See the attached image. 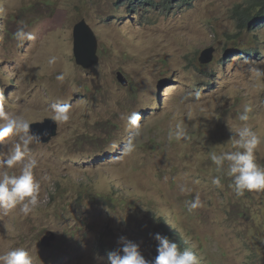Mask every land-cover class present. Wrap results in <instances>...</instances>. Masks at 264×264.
Segmentation results:
<instances>
[{
	"label": "rangeland",
	"instance_id": "374dc122",
	"mask_svg": "<svg viewBox=\"0 0 264 264\" xmlns=\"http://www.w3.org/2000/svg\"><path fill=\"white\" fill-rule=\"evenodd\" d=\"M130 1L0 0V105L31 125L51 119L53 103L72 105L50 142L30 145L40 203L27 216L18 209L0 214V253L23 247L34 264H108V253L126 237L152 261L154 234L165 236V226L177 233L181 250L183 240L194 246L201 264H264V189L238 196L229 177L211 183L222 174L209 148L230 150L228 125L241 123L246 105L264 166V57L227 58L226 51L242 0ZM82 20L99 42L100 61L89 70L73 53L74 26ZM22 24L34 39L15 38ZM256 35L264 41V30ZM210 47L212 62L200 64ZM136 55L141 66L130 60ZM51 56L55 65L47 62ZM119 71L129 84L117 81ZM134 111L140 135L125 156ZM177 122L187 140L169 138ZM182 185L192 191L182 193ZM197 195L201 206L189 212L184 202ZM46 236L49 248L42 246Z\"/></svg>",
	"mask_w": 264,
	"mask_h": 264
},
{
	"label": "clouds",
	"instance_id": "9594fccd",
	"mask_svg": "<svg viewBox=\"0 0 264 264\" xmlns=\"http://www.w3.org/2000/svg\"><path fill=\"white\" fill-rule=\"evenodd\" d=\"M136 1H140L141 5H144L151 0H131L130 4L133 5ZM182 1L186 2L188 0ZM251 3L252 0H242L240 8L246 9ZM150 4L154 6L153 2ZM233 20L236 22L237 36L233 44L226 49V51L230 50V54L227 58H232L234 54L240 53L243 59L257 58L258 60H262L264 57L262 51L264 41L260 36L256 35V32L264 30V28H254L253 30L250 28V26H252L250 24L255 22V24L264 25V20H253L251 23H247L244 26L238 22L237 15L236 17L233 15ZM91 29L97 38L93 28ZM14 36L18 41L34 39L33 35L25 30L23 24L14 33ZM208 49L213 48L210 47L204 51ZM204 51H202V53ZM97 55L100 61L99 47ZM200 58L199 63L202 65H207L212 62L211 59L210 62L204 64L201 63ZM130 60H134L139 66L143 63L141 57L138 55L131 56ZM226 60L227 59H223L222 61L225 63ZM47 62L49 65H55L57 57L51 56L48 58ZM81 68L84 69L83 67ZM117 76V81L121 85L130 83L123 72L119 71ZM120 78H122L125 83H123ZM56 79L58 81H63L64 75L59 74L56 76ZM198 95L199 94H197V97ZM71 108L72 105L70 104L53 103L51 105V119L54 122H65L69 120ZM250 111L251 108L249 106H244L242 112L237 116V119L241 123L235 129L227 124L233 135H231L230 139L225 142L224 145H229L230 150L217 152L214 150L216 146L209 148L210 160L216 166V171L222 174L214 176L211 183L215 186H220L222 177H229V187L238 196L246 191L264 189V166L260 165L256 158V151L261 143V138L257 132L253 130L252 126L247 123ZM140 119V113L135 111L127 117V125L131 130V135L128 137L127 142L121 150L122 155L126 156L135 151L136 145L134 140L140 135ZM172 135H174L177 140L188 139L182 122H177L175 124L169 138H171ZM39 139L40 137L32 131L31 124L27 119L22 115H10L5 111L4 107L0 105V145L7 148L6 152H0V214H7L12 210L18 209L19 214L27 216L38 207L42 182L41 179L37 178L35 170L38 168L39 162L36 158L30 156L29 153L30 145ZM111 147L116 148L118 145L113 143ZM43 179L47 178L45 177ZM180 191L182 193L190 192L192 189L186 185H182ZM184 203L189 212L201 206L199 195ZM165 222L171 226L168 220L165 219ZM163 232H165V236L159 233L154 234V239L158 242L156 249L157 255L154 260H146L140 251V246L136 242L126 237H120V246L115 251L109 252L110 249L107 247L105 249L109 252L108 264H201L200 257L193 250L194 246H189L187 241L183 240L186 246L181 250L177 242V233L171 232L165 226ZM44 240L45 241H42V246H47V248H49L51 237L46 236ZM102 246L103 245L100 247ZM0 264H34V260L29 250L23 247H16L0 253Z\"/></svg>",
	"mask_w": 264,
	"mask_h": 264
},
{
	"label": "water",
	"instance_id": "95a60500",
	"mask_svg": "<svg viewBox=\"0 0 264 264\" xmlns=\"http://www.w3.org/2000/svg\"><path fill=\"white\" fill-rule=\"evenodd\" d=\"M73 37V51L77 64L84 69H91L99 62L97 55L99 44L94 32L85 21H81L74 26ZM213 51V49L204 51L200 58L201 63L210 62ZM120 80L125 83L122 78ZM31 128L40 137L37 142L47 143L57 135V124L52 119L33 124Z\"/></svg>",
	"mask_w": 264,
	"mask_h": 264
},
{
	"label": "trees",
	"instance_id": "16d2710c",
	"mask_svg": "<svg viewBox=\"0 0 264 264\" xmlns=\"http://www.w3.org/2000/svg\"><path fill=\"white\" fill-rule=\"evenodd\" d=\"M234 17L238 16V22L244 26L247 23H251L253 20L260 21L264 20V0H252V3L249 7L245 8H236ZM250 28L254 30V28H264L262 24H255V22L251 23ZM101 248L106 249V247L102 246Z\"/></svg>",
	"mask_w": 264,
	"mask_h": 264
}]
</instances>
